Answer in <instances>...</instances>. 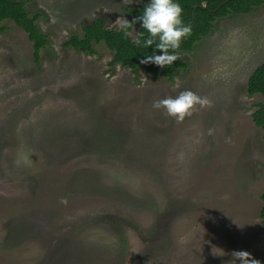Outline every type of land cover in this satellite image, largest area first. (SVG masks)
<instances>
[{
	"label": "rangeland",
	"instance_id": "374dc122",
	"mask_svg": "<svg viewBox=\"0 0 264 264\" xmlns=\"http://www.w3.org/2000/svg\"><path fill=\"white\" fill-rule=\"evenodd\" d=\"M15 1L50 45L36 61L0 23V264H232L238 250L264 264V97L247 91L264 6L218 19L169 80L111 66L105 44L64 46L147 0ZM183 90L210 105L182 121L152 107Z\"/></svg>",
	"mask_w": 264,
	"mask_h": 264
},
{
	"label": "trees",
	"instance_id": "16d2710c",
	"mask_svg": "<svg viewBox=\"0 0 264 264\" xmlns=\"http://www.w3.org/2000/svg\"><path fill=\"white\" fill-rule=\"evenodd\" d=\"M226 0H179L183 8L182 19L185 24L191 25V34L182 39L180 48L176 50L179 59L172 65L160 68L154 64H141L140 60L144 55H151L152 48L143 46L148 33L141 27L139 21H135L137 16L143 12V8L149 2L143 1L137 6L127 9L130 16L131 27L125 31L116 30L108 26V21L104 17H99L91 23L82 27V35H73L65 44V48H72L79 53L94 55L96 54L95 45L105 44V46L114 54L111 66L120 64L123 67L130 68L137 73L139 67L144 66L150 77H164L172 80L179 70H185L187 65L180 57V52H193L195 45L203 38L209 36L214 29V24L218 19L226 18L230 15H249L256 8L264 6V0H230L222 6L216 13L210 10L216 9ZM197 6V8H195ZM202 7H205L203 9ZM41 15L38 13L31 16L26 10L24 2L15 0H0V23L13 21L27 35L33 44L34 58L40 59L42 50L50 45L48 37L39 29L37 22ZM137 28V37L132 39L131 34ZM0 28V32H4ZM139 40L140 43H136ZM154 46V45H153ZM159 54V50H157ZM248 94L250 96L259 94L264 97V63L258 66L248 81ZM255 125L264 132V104H257L256 111L253 114ZM264 137V136H263ZM263 207L260 211L261 225L264 229V192L261 195Z\"/></svg>",
	"mask_w": 264,
	"mask_h": 264
},
{
	"label": "clouds",
	"instance_id": "9594fccd",
	"mask_svg": "<svg viewBox=\"0 0 264 264\" xmlns=\"http://www.w3.org/2000/svg\"><path fill=\"white\" fill-rule=\"evenodd\" d=\"M182 13L183 8L179 0H149L142 14L135 18V21H139L141 27L148 33L143 46L148 49L152 48V54L144 55V58L140 60L141 64H154L164 68L179 59L176 50L180 48L182 39L189 36L192 30L190 24L184 23ZM131 23L125 18L117 20L120 29L125 33L131 27ZM136 43L139 44L140 41L137 40ZM210 103L207 97L197 95L191 90H183L175 96L154 100L152 107L157 110L163 109L169 117L182 121L192 114L197 105L204 108ZM63 202L66 203V201ZM231 256L232 264H237V262L239 264H260L244 250L233 251Z\"/></svg>",
	"mask_w": 264,
	"mask_h": 264
},
{
	"label": "water",
	"instance_id": "95a60500",
	"mask_svg": "<svg viewBox=\"0 0 264 264\" xmlns=\"http://www.w3.org/2000/svg\"><path fill=\"white\" fill-rule=\"evenodd\" d=\"M230 0H226L224 3H222L220 6H218L216 9L214 10H210L211 13H216L222 6H224L226 3H228ZM197 8V6L195 7ZM203 9H205V7H202Z\"/></svg>",
	"mask_w": 264,
	"mask_h": 264
}]
</instances>
